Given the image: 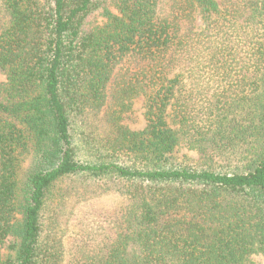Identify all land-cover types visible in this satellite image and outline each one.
I'll return each mask as SVG.
<instances>
[{
	"label": "trees",
	"instance_id": "trees-1",
	"mask_svg": "<svg viewBox=\"0 0 264 264\" xmlns=\"http://www.w3.org/2000/svg\"><path fill=\"white\" fill-rule=\"evenodd\" d=\"M109 193L124 204L72 233L75 208ZM256 255L264 0H0V264Z\"/></svg>",
	"mask_w": 264,
	"mask_h": 264
},
{
	"label": "rangeland",
	"instance_id": "rangeland-1",
	"mask_svg": "<svg viewBox=\"0 0 264 264\" xmlns=\"http://www.w3.org/2000/svg\"><path fill=\"white\" fill-rule=\"evenodd\" d=\"M197 23H199V19H197ZM145 97L141 96L136 98L133 101L131 110L125 115L123 123H125L127 126H129L133 130H141L146 126V119H145ZM183 152H188V154L193 158L197 159L198 155L194 151H188L186 148L182 149ZM31 165V160L28 159L24 162L23 171L27 170L28 167ZM124 197L118 193H109L102 195L98 198L89 200L86 203L79 204L75 210L74 215L70 220L69 228L70 231L73 233L77 229V225L79 222L80 217L86 212V211H94V210H112L115 208H119L124 204ZM70 233V234H72ZM65 239V245L68 248L69 247V236ZM256 261L259 264H264V258L261 255L255 256Z\"/></svg>",
	"mask_w": 264,
	"mask_h": 264
}]
</instances>
